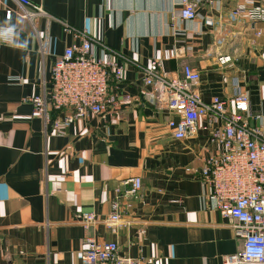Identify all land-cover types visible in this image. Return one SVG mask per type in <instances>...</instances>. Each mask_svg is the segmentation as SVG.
Instances as JSON below:
<instances>
[{
	"label": "crops",
	"instance_id": "crops-1",
	"mask_svg": "<svg viewBox=\"0 0 264 264\" xmlns=\"http://www.w3.org/2000/svg\"><path fill=\"white\" fill-rule=\"evenodd\" d=\"M29 1L44 14L22 21L16 0H0V28L14 29L13 42L0 45V264H82L85 236L115 242L120 257L153 264H222L238 253L234 222L217 213L207 188L186 171L199 170L219 146L201 129L175 140L167 127L174 116L156 108L132 63L146 67L162 51L178 49L179 57L161 62L162 73L177 75L188 65L200 74L204 102L241 91L264 115V23H228L240 0H193L194 21L178 19L177 2L166 0ZM218 22L227 27L224 37ZM61 23L130 61L122 82L110 86L132 102L77 120L59 135L33 115L29 100L48 90L54 58L75 42ZM63 116L50 111L49 121ZM131 178L141 179L142 189L122 201L112 232L102 220L114 190ZM79 213L99 222L84 231Z\"/></svg>",
	"mask_w": 264,
	"mask_h": 264
},
{
	"label": "built area",
	"instance_id": "built-area-1",
	"mask_svg": "<svg viewBox=\"0 0 264 264\" xmlns=\"http://www.w3.org/2000/svg\"><path fill=\"white\" fill-rule=\"evenodd\" d=\"M16 1L24 9L22 21H26L29 14H44L29 0ZM171 1L177 2L179 7L178 19L195 20L193 0H166ZM9 17L10 12H7L6 19ZM240 20L250 24L264 23V0L252 6L240 0L226 21ZM61 25L75 42L54 58L48 90L29 100L33 115L43 120L46 129L51 128L59 135L77 120L99 116L132 102L129 96L120 95L116 87L123 80L124 64L130 61L96 37L65 23ZM220 27L221 37H224L227 27ZM13 37L14 29L0 28V45H10ZM96 49H99L98 55ZM180 55L178 49L164 50L160 59L152 58L146 67L132 65L140 73L143 84L152 89L156 108L174 116L167 127L175 140H184L201 129L210 143L219 146L218 153L205 157L199 170L186 171L207 188V199L220 216L234 222V234L242 241L240 251L222 258V264H264V115L251 110L248 95L241 91L227 100L212 97L204 102L198 91L200 74L188 65H183L177 75L169 76L160 71L161 62ZM9 80L20 81L16 77ZM111 82L116 86L111 87ZM50 111L63 114L62 120L50 123ZM141 189L139 178L120 183L114 190L110 214L102 220L106 228L112 232L116 230L122 201L135 199ZM76 219L84 231L99 222L93 213H79ZM82 243V264H153L120 257L115 242L85 236Z\"/></svg>",
	"mask_w": 264,
	"mask_h": 264
}]
</instances>
